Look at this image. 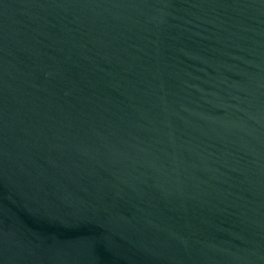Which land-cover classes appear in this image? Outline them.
<instances>
[{
    "label": "water",
    "instance_id": "95a60500",
    "mask_svg": "<svg viewBox=\"0 0 264 264\" xmlns=\"http://www.w3.org/2000/svg\"><path fill=\"white\" fill-rule=\"evenodd\" d=\"M0 264H264V0H0Z\"/></svg>",
    "mask_w": 264,
    "mask_h": 264
}]
</instances>
